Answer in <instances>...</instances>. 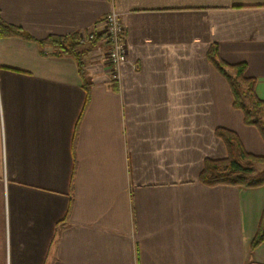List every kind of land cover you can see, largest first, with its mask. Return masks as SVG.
Returning a JSON list of instances; mask_svg holds the SVG:
<instances>
[{"label":"crops","instance_id":"1","mask_svg":"<svg viewBox=\"0 0 264 264\" xmlns=\"http://www.w3.org/2000/svg\"><path fill=\"white\" fill-rule=\"evenodd\" d=\"M112 10L127 59L100 34L73 55L37 40L88 34ZM0 264H264L251 250L264 185L208 186L215 129L264 156L208 58L245 63L264 100V0H0ZM254 128V129H253Z\"/></svg>","mask_w":264,"mask_h":264},{"label":"trees","instance_id":"2","mask_svg":"<svg viewBox=\"0 0 264 264\" xmlns=\"http://www.w3.org/2000/svg\"><path fill=\"white\" fill-rule=\"evenodd\" d=\"M0 32L3 35L14 34L30 40H36L31 35L20 31L19 28L2 22L0 23ZM95 37L91 40H94ZM37 41L42 47L47 44L51 45L55 54L73 55L80 65L82 76H84L85 72L82 68L83 50H81L82 42L79 34L68 36L51 35L46 39ZM208 58L228 82L233 95V106L242 111L244 123L256 127L264 140V100L255 95V80L252 77L246 76L245 63L227 65L220 59L216 46L210 47ZM247 99L249 103H247ZM215 134L224 142L227 155L222 159H205L199 176L200 182L208 186L234 185L246 188L264 185V177L258 178L255 174V164H264V156L248 152L237 133L233 130L217 127ZM263 224L252 240L251 250L264 240V229H262L263 231L261 230L262 227L264 228Z\"/></svg>","mask_w":264,"mask_h":264},{"label":"built area","instance_id":"3","mask_svg":"<svg viewBox=\"0 0 264 264\" xmlns=\"http://www.w3.org/2000/svg\"><path fill=\"white\" fill-rule=\"evenodd\" d=\"M100 34L107 45V60L111 66V79L120 78L119 67L127 59L126 27L120 14L112 10L100 22L98 29L88 34L82 33L80 40L85 43Z\"/></svg>","mask_w":264,"mask_h":264},{"label":"rangeland","instance_id":"4","mask_svg":"<svg viewBox=\"0 0 264 264\" xmlns=\"http://www.w3.org/2000/svg\"><path fill=\"white\" fill-rule=\"evenodd\" d=\"M104 42V41H103ZM105 43V42H104ZM106 45V44H105ZM106 47H107V45H106ZM247 101V103H249V100L247 99L246 100ZM239 111H241V110H239ZM254 129V128H253ZM263 139V138H262ZM255 169H256V177H264V164H255ZM259 222H258V230H257V232L259 231V229H260V226H262V224L264 223V207H263V209H262V212H261V214H260V217H259ZM263 226H264V224H263ZM262 229H264L263 227L261 228V230ZM260 230V231H261ZM263 231V230H262ZM261 231V232H262Z\"/></svg>","mask_w":264,"mask_h":264}]
</instances>
